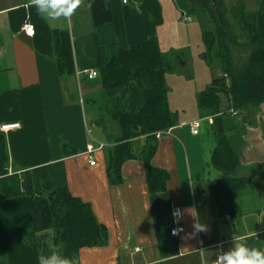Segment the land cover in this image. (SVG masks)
<instances>
[{"label":"crops","instance_id":"obj_1","mask_svg":"<svg viewBox=\"0 0 264 264\" xmlns=\"http://www.w3.org/2000/svg\"><path fill=\"white\" fill-rule=\"evenodd\" d=\"M107 1L119 46L156 36L165 50L160 25L141 9L142 0ZM228 1L222 0L230 5ZM159 2L163 22L165 2ZM168 5L174 12L173 0ZM44 12L56 16L38 14L33 0H0V131L6 139L11 171L63 161L69 191L89 202L96 219L106 227V243L82 247L75 264H214L218 254L232 247L234 236L243 239L263 233L264 226L241 228L238 217L246 191L236 200L233 216L219 214L216 200L209 195L210 180L221 177L222 172L211 163L214 116L200 114L199 93L182 115L173 109L178 114L177 124L157 140L151 164L167 172L163 190H149L145 164L139 157L122 164L120 181H110L109 147L120 129L108 137L107 128L97 123L108 101L99 70L91 0H56V6ZM181 19L192 22V17L184 19V13ZM26 21L33 24V35L23 30ZM56 29L68 30L71 37L75 69L69 74L57 71ZM91 70L98 74L88 77ZM169 94L168 86V99ZM142 104L141 89L131 81L126 108L137 110ZM256 118L255 123H248L241 115L222 116L228 140L239 157L232 174L250 180L259 170L260 179H264V107ZM196 120L198 133H193L191 122ZM15 123L18 125L1 129ZM90 124L96 125L105 139H94ZM90 142L95 147L104 143L91 153L94 164L87 151ZM145 144V136L132 140L137 156ZM175 207L181 208L180 225L184 226L178 236L170 233L177 225L171 215ZM193 208L207 225L206 231H193L194 218L187 211ZM137 246L141 249L136 250ZM39 256L28 198L8 196L0 189V262L38 264Z\"/></svg>","mask_w":264,"mask_h":264},{"label":"trees","instance_id":"obj_2","mask_svg":"<svg viewBox=\"0 0 264 264\" xmlns=\"http://www.w3.org/2000/svg\"><path fill=\"white\" fill-rule=\"evenodd\" d=\"M174 2L182 13L190 17L193 14L202 20L203 57L208 64H212L213 52L220 57L222 73L213 77L199 92L197 105L202 116H214L211 131L215 147L211 163L222 172L221 177L210 180L209 195L216 200L219 214L233 216L235 202L250 188L251 180L247 176L232 174L239 165V157L228 140L222 116H233L232 110H235V115H241L243 121L255 123L257 112L264 104V0H259L258 7L252 11H247L244 2L233 4L228 11L232 21L222 0H218L217 9L212 0ZM140 7L150 13L155 23L162 22L159 0H142ZM91 8L97 32L102 87L108 101L97 123L106 130L105 118L108 116L120 127V135L109 147V179L112 183L120 181L122 164L127 159L139 157L145 164L149 190L161 191L168 175L154 167L151 158L160 135L178 122V114L169 103L165 81V74L173 64L156 36L127 47L119 46L107 0H91ZM53 38L58 73L74 72L69 31L56 29ZM241 38L244 41L239 42ZM235 46L247 49L243 63L238 64L234 58ZM179 63L183 65L184 59H179ZM131 81H135L142 92L143 104L137 110L126 108ZM139 136L146 137V144L137 156L132 140ZM0 189L8 196L22 194L28 198L40 255L52 244L71 264H75L82 247L103 245L107 241V229L96 219L90 203L69 191L63 161L11 171L6 139L1 131ZM48 231H52L50 236ZM243 239L249 246L264 248V232ZM0 264L7 263L1 261Z\"/></svg>","mask_w":264,"mask_h":264},{"label":"rangeland","instance_id":"obj_3","mask_svg":"<svg viewBox=\"0 0 264 264\" xmlns=\"http://www.w3.org/2000/svg\"><path fill=\"white\" fill-rule=\"evenodd\" d=\"M164 1V17L163 22L160 25L162 47L165 49L167 58L172 62L173 68L167 75V86H169L170 94V106L172 109H178L180 115L183 111H186L187 107L191 106V103L195 101V96L199 91L207 87L212 78L220 75V57L216 53H212V64H208L207 60L203 57L205 51V44L202 38V28L200 19L191 14L192 22H182V13L177 11V8L169 7L168 2ZM259 0H229L228 4H224V8L228 11L230 7L238 2H244L247 11L255 10L259 5ZM170 4V3H169ZM175 10L177 13H175ZM175 14L178 20L175 18ZM179 16L181 18H179ZM229 18L232 19V15L228 13ZM244 41L242 38L239 42ZM234 58L238 61V64L243 63L247 58V49L242 46H235L233 50ZM179 59H184V64L179 63ZM223 102L226 101L225 96L222 95ZM264 107L262 104L259 108ZM189 109V108H188ZM189 111V110H188ZM109 118V120H108ZM106 124L108 123L107 133L110 137L113 135V130H118L119 125L115 120L106 116ZM90 126V133L97 139L99 136L105 139L104 134L98 133L97 127ZM106 135V134H105ZM107 138V136H106ZM260 171V170H259ZM259 171L257 174L253 172L251 178L250 188L245 192V201L243 208L239 212V220L241 221L242 229H253L258 226H264V179H260ZM242 201V199H241ZM52 234V231H49ZM51 243V241H50Z\"/></svg>","mask_w":264,"mask_h":264},{"label":"clouds","instance_id":"obj_4","mask_svg":"<svg viewBox=\"0 0 264 264\" xmlns=\"http://www.w3.org/2000/svg\"><path fill=\"white\" fill-rule=\"evenodd\" d=\"M33 4L38 12L42 16L55 17L56 14L49 12L45 14V9H51L56 6V0H33ZM67 15V13H60ZM194 218L192 225L194 232H201L207 230V225L199 220V214L195 209H189ZM173 222L179 225L178 228L174 229L173 232L182 231V220L181 210L173 208L171 211ZM38 264H71L70 260L65 257L59 249L49 244L46 252L38 257ZM214 264H264V248H257L249 246L246 243V239H240L233 237V245L226 251L218 254Z\"/></svg>","mask_w":264,"mask_h":264},{"label":"built area","instance_id":"obj_5","mask_svg":"<svg viewBox=\"0 0 264 264\" xmlns=\"http://www.w3.org/2000/svg\"><path fill=\"white\" fill-rule=\"evenodd\" d=\"M123 1L126 2L127 0H123ZM184 19H185V20H190V16L184 14ZM22 28H23V30H24L28 35H33L34 32H35V29H34L33 24L30 23L29 21L24 22V24L22 25ZM87 73H88V77H94V76H96V75L98 74V72H97L96 70H91V71H88ZM232 114H233V115L237 114V111L232 110ZM15 125H18V124H17V123H15V124H11V125H9V124H5V125L1 126V129H6V128H8L9 126H15ZM191 129H192V132H193V133H198V121H197V120L191 122ZM103 145H104V143H101V142L98 143V147H95L94 144H93V142H90V143L87 145V151H88V153H89V158H90V163H91V164H94V163H95V160H94V158L92 157L91 153L94 152V151L97 150V149L102 148ZM175 208H178V209L181 210L180 207H175ZM178 227H179V225H175L173 228H171L170 233H171L172 236H178V235L184 230V226L182 225V229H183V230H182V231H177V232H175V234H174L173 230L176 229V228H178ZM140 249H141V247H139V246L136 247V250H140ZM188 264H189V263H188Z\"/></svg>","mask_w":264,"mask_h":264},{"label":"water","instance_id":"obj_6","mask_svg":"<svg viewBox=\"0 0 264 264\" xmlns=\"http://www.w3.org/2000/svg\"><path fill=\"white\" fill-rule=\"evenodd\" d=\"M212 1H213V6L217 9L218 0H212ZM53 194H54V191L51 192V194H50V199H52Z\"/></svg>","mask_w":264,"mask_h":264}]
</instances>
